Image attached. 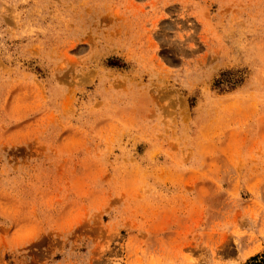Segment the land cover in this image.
<instances>
[{
  "label": "rangeland",
  "instance_id": "obj_1",
  "mask_svg": "<svg viewBox=\"0 0 264 264\" xmlns=\"http://www.w3.org/2000/svg\"><path fill=\"white\" fill-rule=\"evenodd\" d=\"M251 261L264 0H0V264Z\"/></svg>",
  "mask_w": 264,
  "mask_h": 264
},
{
  "label": "trees",
  "instance_id": "obj_2",
  "mask_svg": "<svg viewBox=\"0 0 264 264\" xmlns=\"http://www.w3.org/2000/svg\"><path fill=\"white\" fill-rule=\"evenodd\" d=\"M254 258H251V260H253ZM248 264H258V262L254 263V262H249Z\"/></svg>",
  "mask_w": 264,
  "mask_h": 264
}]
</instances>
